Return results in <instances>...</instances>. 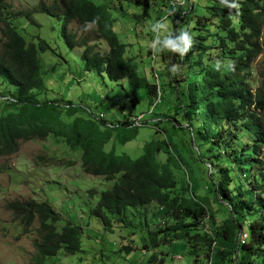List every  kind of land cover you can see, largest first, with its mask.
Here are the masks:
<instances>
[{
  "label": "trees",
  "instance_id": "trees-1",
  "mask_svg": "<svg viewBox=\"0 0 264 264\" xmlns=\"http://www.w3.org/2000/svg\"><path fill=\"white\" fill-rule=\"evenodd\" d=\"M160 1L166 12L163 19L176 15L174 28L179 13L192 9L189 0L176 6ZM233 3L238 7L230 8ZM8 8L5 0H0V80L14 87L13 92H6L7 98L6 93H0V105L13 110L0 115V156L16 153L20 142L59 138L70 151L80 153V167L85 174L113 181L89 210V216L100 223L102 231L112 233L117 225L139 216L143 220L136 223L132 235L145 236L144 250L155 251L185 241L195 264H264V72L256 90L248 78L255 60L263 53L264 0H211L206 6L208 15L195 20L193 47L184 56L171 53L173 60L167 68L171 71L173 62L179 65L174 73L167 70L165 78L163 72L160 74L162 83L154 69V51L152 47L148 50L147 54L152 55L149 75L154 84L138 73L132 58H125L127 45L113 30V20L104 6L92 0H54L51 5L40 2L29 12L5 14ZM34 13L62 18L66 43L70 49L82 48L80 56L87 71L105 73L113 82L125 80L132 89L145 88L150 105L158 96L161 104L164 89L176 93L181 87L185 99L179 104L182 118L170 119L171 127L190 135L187 151L202 165L204 178L199 176L192 181L191 161L164 137L161 120L152 116L154 111L149 114L152 107L147 112L149 120L141 114L139 126L133 125L124 113L123 118L113 119L103 113L105 118L96 120L98 114L87 110H83L85 117H77L66 125L61 115H75L77 106L71 102L65 107L40 102L37 96L44 91V84L38 53L50 47L40 38L36 45L26 43L12 24L13 18L24 16L30 20ZM96 18V34L108 47L105 54L96 51L95 44L76 41L75 34L67 30L71 21L85 26ZM154 38L155 33L151 43ZM171 38L176 39L174 34ZM216 61H220L219 70ZM229 61L234 62V71L228 67ZM176 99L179 100L178 95ZM150 122L155 137L144 145L140 157L130 159L114 153L116 143L124 145ZM110 142L113 148L106 150ZM160 153L166 155L164 160L157 159ZM184 167L188 169L187 182L181 185L175 169ZM201 179H206L208 190L220 207L228 209V216L223 207L224 218H218L216 209L208 207L207 198L199 194ZM152 204L159 207V212L149 222L144 209ZM4 208L24 233L30 231L34 221L38 222L36 254L29 264H45L46 259L59 252L74 255L81 251L83 229L68 223L57 229L61 218L49 204L31 199L8 202ZM136 208L144 211L129 214V209ZM205 227H209V232H205ZM243 234L248 235L244 243ZM132 250L130 246L121 248V252ZM165 262L158 252L148 259L150 264Z\"/></svg>",
  "mask_w": 264,
  "mask_h": 264
},
{
  "label": "rangeland",
  "instance_id": "rangeland-1",
  "mask_svg": "<svg viewBox=\"0 0 264 264\" xmlns=\"http://www.w3.org/2000/svg\"><path fill=\"white\" fill-rule=\"evenodd\" d=\"M53 1L5 0L6 4L10 6L5 10V14L29 12L36 8L40 2L51 5ZM92 1L108 10L109 16L113 20V30L119 40L127 45L125 58H132L138 67V73L143 75L150 84H154L148 69L152 55L147 54L151 48L154 34L151 25L156 21L164 20L168 31L175 37L180 35L181 30L188 31L193 37L196 33L195 20L208 15L206 6L211 2V0H189L192 9H185L179 13V22L174 28V22L178 21L176 15L163 19L166 12L162 8L160 0H132L133 3L130 0ZM135 1L139 4H136ZM30 18L31 22L24 16L13 18L12 24L26 43L36 45L40 38L49 45L50 50L38 53L44 91L37 98L40 102H55L64 105V107L67 106V102L77 106L78 112L75 115L71 117L61 115V121L64 124L69 125L75 118L85 117L87 114L83 113V110L91 111L93 114L104 113L107 119L123 118L122 114L124 113L129 118L144 114L145 119L149 120L151 116L147 112L152 105H150L145 88L132 89L125 80L113 82L106 77L105 73L98 74L95 71H87L80 56L82 48L70 49L66 43L62 34V18L58 19L42 13H34ZM67 30L70 34H75L76 41L83 40L88 46L95 44V50L101 54L108 52L106 43L96 34L95 26L86 31L83 25L71 21ZM262 41L263 53L255 60L248 74L255 90L260 86L261 73L264 72V28ZM171 53L168 50L154 52V69L161 83L160 74L163 72L165 78L167 70L170 71L167 67L173 60H171ZM173 65L179 64L173 62L172 67ZM172 73L174 72L172 71ZM13 91V86L0 80V93ZM8 93L4 98H7ZM177 95L179 100L176 99ZM115 100H117L116 104H114ZM184 101L181 87L176 90V93L171 92L170 89H164L162 102L154 108L152 116L161 120L159 125L165 130L164 137L170 139L188 162L191 161L190 165L194 173L192 181L194 182L195 178L199 179V176L204 178V174L201 175L202 165L196 163L193 155L187 151L190 149L187 145L190 138L188 132L175 131L171 127L170 120L172 118L177 121L181 120L182 109L179 104ZM10 111L13 110L8 106L0 105V115L4 116ZM127 133L130 132L124 131V134ZM154 137L155 128L150 122L140 127L136 136L124 145L116 143L114 153L126 155L130 159H137L142 155L144 145L151 142ZM183 143H185L186 149L182 148ZM112 148V142L105 146L106 150ZM261 157L264 159V154ZM165 158L166 155L162 153L157 155L158 160ZM69 162L73 165H69ZM186 172L188 173L186 167L175 169L177 181L181 185H185L187 182ZM112 184L113 181L107 182L102 177L85 174L80 167V153L70 151L61 139L51 136L46 139L20 142L16 153L0 156V264H29L36 254L34 242L38 239L37 220L34 221L30 231L24 233L22 226L14 221L11 212L4 208L8 202L31 199L49 204L60 215L61 219L56 224L57 229L66 223L80 226L83 229L79 253L67 255L59 252L55 257L46 259L45 264H150L148 259L154 252H158L160 257H164L165 264H195V257L190 254V247L185 241H179L170 247L162 246L155 251L144 250L142 236L143 239L145 236H140L142 233L132 235L137 229L136 223L141 222L143 217L137 216L136 220L133 218L130 221L126 220L125 223L117 225L112 233L102 231L100 223L89 216V210L95 206L99 194ZM199 194L207 198L210 209H216L218 218L221 216L224 218L225 210L228 216V209L221 206L225 210L222 209L220 203L209 192L206 179L200 180ZM141 209H129V214L133 212L139 214L137 211ZM144 210H146L150 222L155 220L154 216L158 214L159 207L152 204ZM124 246H130L133 250L121 252V248Z\"/></svg>",
  "mask_w": 264,
  "mask_h": 264
},
{
  "label": "clouds",
  "instance_id": "clouds-1",
  "mask_svg": "<svg viewBox=\"0 0 264 264\" xmlns=\"http://www.w3.org/2000/svg\"><path fill=\"white\" fill-rule=\"evenodd\" d=\"M230 8L238 7L237 4L233 3L229 6ZM98 24V18L87 22L84 26L85 30H89L91 27ZM151 30L155 33V38L152 41V50L156 53L168 50L169 52H179L180 56H184L193 47L195 41L188 31L181 30L180 35L176 39H172V33L168 31L167 24L164 20L156 21L151 25ZM159 45V47H157ZM216 68L219 70L220 61H216ZM177 65H173L172 71L175 72ZM228 67L234 71V62L229 61Z\"/></svg>",
  "mask_w": 264,
  "mask_h": 264
},
{
  "label": "built area",
  "instance_id": "built-area-1",
  "mask_svg": "<svg viewBox=\"0 0 264 264\" xmlns=\"http://www.w3.org/2000/svg\"><path fill=\"white\" fill-rule=\"evenodd\" d=\"M167 1L171 4V6H173V5L176 6L177 4L182 5L185 3V0H167ZM115 102H116V100H115ZM159 103H160V96H158L157 99L154 101V104H153L151 110L149 111V114H152L155 106L158 105ZM142 116L143 115L137 116V117H130L129 119L133 125L139 126L141 124ZM96 117H97L96 120H101V119L105 118L103 113H98V115ZM204 230H205V232H209V227H205ZM247 238H248L247 234L241 235V242L244 243L247 240Z\"/></svg>",
  "mask_w": 264,
  "mask_h": 264
}]
</instances>
